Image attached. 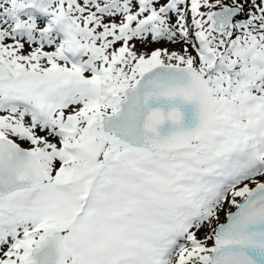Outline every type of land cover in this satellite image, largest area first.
<instances>
[{
	"label": "snow or ice",
	"instance_id": "1",
	"mask_svg": "<svg viewBox=\"0 0 264 264\" xmlns=\"http://www.w3.org/2000/svg\"><path fill=\"white\" fill-rule=\"evenodd\" d=\"M0 264H264V0H0Z\"/></svg>",
	"mask_w": 264,
	"mask_h": 264
}]
</instances>
